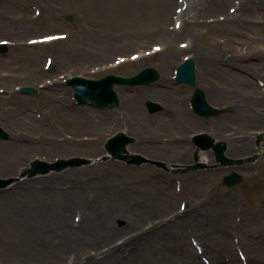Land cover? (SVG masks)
Listing matches in <instances>:
<instances>
[{
	"label": "rangeland",
	"instance_id": "1",
	"mask_svg": "<svg viewBox=\"0 0 264 264\" xmlns=\"http://www.w3.org/2000/svg\"><path fill=\"white\" fill-rule=\"evenodd\" d=\"M219 1L32 0L19 12L12 5L6 11L0 2V40L10 41L8 51L0 54V125L10 134L0 139V177L20 174L35 159H87L0 188V202L14 189L15 198L24 201L25 194L33 200L52 190L80 192V187H85L82 194L92 189L100 199L99 191L107 187L131 186L126 195L132 199L108 211L113 213L108 221L126 230L107 240L86 241L85 252L71 241L44 255L28 250L19 254L9 246L16 245L18 221L0 225V264H264V138L261 157L239 167L243 182L231 187L223 181L229 171L221 168L180 174L156 164L194 163L193 134L206 132L220 139L216 126L206 120L228 119L233 130L226 133L244 136L245 142L234 137L232 144L222 139L235 157L253 154L264 131V0H227L224 9L216 10ZM243 4L254 12L233 18ZM230 7L236 11L227 13ZM190 10L197 17L184 21ZM69 14L72 21L66 18ZM17 25L21 28H5ZM235 50L239 58L231 64ZM188 56L197 60V83L209 103L230 105L232 112L209 119L194 114L192 88L174 80L176 68ZM146 66L157 67L161 78L151 85L115 86L121 101L113 108L78 103L66 84L72 76L135 75ZM227 81L233 86L225 89L222 83ZM23 85L36 87L38 93H22ZM150 99L163 109L150 113L145 104ZM172 104L180 108L175 117L166 110ZM92 111L98 131L88 116ZM121 131L135 138L128 151L150 162L102 159L107 138ZM5 155L16 160L12 171L1 166L9 162L1 160ZM163 191L174 197L173 205L156 211L163 206L156 198ZM116 194L119 200L122 193ZM100 204L93 211L101 220L106 206ZM79 205L77 212L84 209ZM174 217L191 221L165 230ZM144 235L149 237L141 240ZM120 244L123 256L117 254Z\"/></svg>",
	"mask_w": 264,
	"mask_h": 264
},
{
	"label": "bare ground",
	"instance_id": "2",
	"mask_svg": "<svg viewBox=\"0 0 264 264\" xmlns=\"http://www.w3.org/2000/svg\"><path fill=\"white\" fill-rule=\"evenodd\" d=\"M21 1L22 3L24 2L23 0ZM226 2L228 1L220 0L218 4L220 5ZM241 7L242 5L240 6V8ZM220 9L222 8H217L216 10ZM245 9L246 8L237 11V13H234L233 18H235V16L243 15ZM196 14L197 13H195L194 11L191 12L190 10L187 14H185L186 17L184 21H188L187 18L192 21V19L197 17ZM235 52L236 53L232 54V60H230L231 64H235L239 58L238 50H235ZM218 62L222 64L224 62L223 58H219ZM222 86L223 88L227 89L229 87H232L233 84L227 81L226 83H222ZM189 95L191 96V91L189 92ZM172 105L174 107L167 108L166 110L168 111L169 115L175 117L176 114L178 115V113L180 112V108L178 107V105ZM96 115V112L92 111L88 116L90 117V121L94 129L98 131L97 128H99L100 124L96 120ZM222 122L210 120L205 121V123H209V125L216 126L215 129L219 131L220 139H230L231 144L233 140H235L234 137L239 138V142L246 141V139L243 138L244 136H236L235 132L226 134V131L233 130V127L228 119H226L223 123ZM193 149H195L198 159L206 162L211 161V151L207 152V150H199L196 147H193ZM9 158V156L5 155V157H1V160L6 161L9 160ZM10 159H14V157L12 156ZM15 164L16 160H9L7 164H3L1 166H3V169L6 171H12L16 167ZM80 188V192L75 193H69L65 190H52L53 192L36 196L33 200L29 199L31 197L29 194H25V197L22 198L24 199V201H18L15 198L17 189H14L12 192L4 195L5 200H2L0 202V225L5 226V223L7 222H12L14 224L18 221L20 230V233L15 240L16 245L9 244V246H12L11 249L19 254L28 250L39 255H44L53 248L58 249L60 247H63V245H70L71 241H74L76 244L80 245V248H82L80 249V251L85 252L86 248H84V245L86 241L89 242L96 238H101V241L102 239L107 240L109 237H113L115 233H121L126 230V228H116V225H112V222L108 221V218L111 216V214H113L108 213V211L113 208H115L116 210V205H118V203L124 204L132 200L131 197H129L131 195H126L128 194L126 193L127 191H131V186H127L126 188L120 190H114L107 187L106 190L103 189L102 192L99 191L98 193L100 195L102 194V197L100 199L103 200L98 199L99 197H97L96 192L92 191V189L90 190V192H85V194H82L81 191L83 192L85 187ZM117 192L122 193V197H120L119 200L117 198ZM90 193H92V197L90 196ZM156 198L159 201H163V206H160V208H158L156 211H162V209L168 211V207L170 205H173L174 197L172 198L167 196L165 191H163V196L158 195V197ZM150 202L152 203V200ZM100 203H103L105 204L104 206H106L105 213H101V220L98 217V214H95L93 211L95 207H97L98 205H102ZM79 204H84L83 208L85 210L80 209V211L78 210L77 212V207L80 206ZM189 213H191V215L193 216L192 210H190ZM78 214L80 215V218L79 220H76V216H78ZM189 221L191 220H189L188 217H174V219L171 218L169 224L166 227L164 226V228L165 230L176 228L181 225L183 226ZM0 228L4 230L3 227ZM155 229L156 231L154 232H157V228ZM148 237V235H144L143 237H141V240H144ZM11 242L14 243L13 241ZM98 245H100V243ZM122 246H124V244L118 245V251L116 250L117 254L120 256H123V253L125 252ZM108 251H110V249L106 251L102 250V252L104 253Z\"/></svg>",
	"mask_w": 264,
	"mask_h": 264
},
{
	"label": "water",
	"instance_id": "3",
	"mask_svg": "<svg viewBox=\"0 0 264 264\" xmlns=\"http://www.w3.org/2000/svg\"><path fill=\"white\" fill-rule=\"evenodd\" d=\"M259 1V0H257ZM7 50L6 43H0V52H5ZM176 81L178 83H188L191 85H195L197 82L196 76V60L193 57L187 58L181 65L177 68L176 73ZM160 77V72L156 67H146L140 73L136 74L135 76H120L110 74L104 76L102 79H88L81 76L73 77L67 80V84L73 86L75 89V99L78 100L79 103H88L91 101L97 106L100 107H116L120 104V98L118 97V93L115 90L116 84H129V85H143V84H151L156 82V80ZM23 93H37V89L32 86H23L21 88ZM191 104L193 106L194 111L199 114L200 116H215L221 114L224 110L221 108L214 107L207 102L206 91L198 87L196 88ZM151 112L159 111L162 106L158 102H154L149 100L147 105ZM232 107H228L226 111H231ZM263 135L260 136L262 138ZM0 138L7 139L9 138V133L6 132L0 126ZM194 142L201 146L203 149L210 147L214 141V138L207 133H199L194 135L193 137ZM134 138L127 135L124 132H120L115 136H112L107 144L106 147L109 153L112 154L113 158L118 159H127L129 163H137L140 164L148 159L141 156V155H129L125 154L126 147L129 143L133 142ZM218 151V158L222 161V164H226L229 158L224 154L225 146L222 143H218L216 146ZM258 155L248 158V159H235L231 160V163H243L247 161L254 160ZM107 158V157H105ZM108 159V158H107ZM85 162V160L80 158H72V159H60L57 162L48 163L44 160L37 159L33 161L32 167L20 175L19 177L13 178H1L0 177V187H5L11 182H14L23 176L30 174L35 175L37 173L49 172L50 170H61L68 166H75ZM161 164V163H160ZM199 165V164H198ZM196 165L193 167L194 169L198 167ZM243 180L241 174L237 172H232V174H228L224 177L225 184L232 186L236 183H240Z\"/></svg>",
	"mask_w": 264,
	"mask_h": 264
},
{
	"label": "flooded vegetation",
	"instance_id": "4",
	"mask_svg": "<svg viewBox=\"0 0 264 264\" xmlns=\"http://www.w3.org/2000/svg\"><path fill=\"white\" fill-rule=\"evenodd\" d=\"M20 1L21 0H0V2H3L7 7H8V5H14V6L18 7V10H20L22 7L20 4ZM210 154H211V158L216 160V153H215L214 149L211 150Z\"/></svg>",
	"mask_w": 264,
	"mask_h": 264
}]
</instances>
